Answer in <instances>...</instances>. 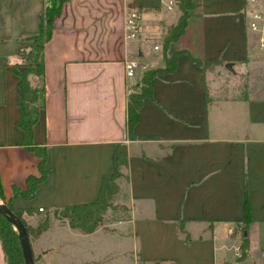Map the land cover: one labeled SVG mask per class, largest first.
I'll return each instance as SVG.
<instances>
[{
	"label": "crops",
	"instance_id": "crops-1",
	"mask_svg": "<svg viewBox=\"0 0 264 264\" xmlns=\"http://www.w3.org/2000/svg\"><path fill=\"white\" fill-rule=\"evenodd\" d=\"M192 1L185 33L166 53L182 52L177 67L153 79L135 139L128 130L125 60L142 53L137 84L145 71L165 67L162 40L182 11H169L166 0L65 1L44 50L46 105L34 126L35 143L47 147L48 174L27 200L13 188L25 189L30 175H40V158L23 145L15 66L21 42L40 31L47 0H0L4 201L49 216V229L59 223L71 235L65 246L51 247L62 259L43 264H232L229 248L242 244L243 235L248 246L241 264H264V62L247 27L253 7L247 0ZM128 6L141 14V37L129 44ZM152 40L153 51H146ZM192 57L219 60L220 77L238 75L235 89L208 83V69ZM121 143L128 168L119 193L126 191L128 216L92 233L57 217L55 210L65 205L97 200ZM0 264H7L1 240Z\"/></svg>",
	"mask_w": 264,
	"mask_h": 264
},
{
	"label": "trees",
	"instance_id": "trees-1",
	"mask_svg": "<svg viewBox=\"0 0 264 264\" xmlns=\"http://www.w3.org/2000/svg\"><path fill=\"white\" fill-rule=\"evenodd\" d=\"M67 0H51V4L47 5L44 13L41 15L39 33L26 38L17 49V56L29 61V68L20 71L15 66V73L19 76V111L20 119L18 126L24 132L23 145L35 152L40 158L39 170L40 175H30L27 179V186L21 189L14 186V196H21L30 200L35 197L37 188L41 182L47 178V157L48 151L46 146L35 143L34 126L39 120L40 110L46 105V84H45V60L44 50L47 42L51 39L55 28V18L61 13L62 6ZM178 7L182 14L178 22L169 30L163 40V48L165 52L166 66L163 68L145 71L143 81L134 86L129 93L128 100V130L130 139H135V126L140 119V109L144 100L153 95V79L158 74L173 72L178 63L179 55L182 52L174 53L168 56L167 50L172 42L177 41L187 28L190 18V11L195 7L192 0H178ZM27 44L29 52H23V45ZM192 60L199 65L202 70H206L209 64H219V60H202L192 57ZM32 77L41 79V84L34 86ZM128 168V150L127 144H119L113 155V172L110 176L103 179L100 187L99 196L94 202L79 203L73 205H65L55 210V215L60 219L68 221L73 228H79L85 233L94 232L99 226L104 224L105 214L112 208L115 196L120 191L119 181L127 177L126 170ZM0 200H5L4 188L0 180ZM11 209L21 218L27 226L30 237H39L50 227V217L39 223L36 227L27 223L25 214L33 211L32 208L21 209L13 204V199L7 203ZM59 209L62 211L59 213ZM251 221V211L249 204H246L244 224L248 226ZM0 240L5 253L7 264H25V257L18 231L13 224L0 212ZM242 245L247 248L248 239L243 235Z\"/></svg>",
	"mask_w": 264,
	"mask_h": 264
},
{
	"label": "rangeland",
	"instance_id": "rangeland-1",
	"mask_svg": "<svg viewBox=\"0 0 264 264\" xmlns=\"http://www.w3.org/2000/svg\"><path fill=\"white\" fill-rule=\"evenodd\" d=\"M251 36H254V35L251 33ZM154 43L155 42L152 40L150 42V44H146L145 50L146 51H150V50L153 51ZM29 50H30L29 47L25 43L23 45V52L25 54H27L29 52ZM19 61H20V63L17 64V67L18 66L22 67V69L24 71L29 68V61H27L24 58H19ZM216 65L217 64H209L207 66V68H206V70L208 69L206 71L207 82L212 84L213 86L220 84L222 86L221 89H227V90H229V92H231L233 89H235L236 83L238 84V75H232L233 77L231 80L220 77L218 75V73L216 72V69H215ZM233 72H234V70H233ZM32 79L34 81V83H33L34 86H38L41 84V79H38L37 77H32ZM239 80H241L240 81L241 82L240 87L243 88L244 78H241ZM142 81H143V79L140 80V82H142ZM226 86L228 88H226ZM212 92H214V91H212ZM121 182L124 183V178L122 179ZM124 189H126L125 186H124ZM124 193H126V191H124ZM124 193L123 192L118 193L115 196V199L113 201L114 206L112 208H110L107 211V213L105 214L104 222L106 221L107 223H112L115 220L125 219L128 216V214H129L128 209H127L126 205L123 204V202H124L123 199L126 195ZM0 201L7 204V202H5L3 200H0ZM58 212L61 213L62 211L59 209ZM46 213H49V211L47 210ZM46 217H47V215H45V214L37 216V215H35L34 211H32L31 214L30 213L25 214V218H26L27 223L31 226H34V227H36L39 223H41L43 220H45ZM50 222H51V218H50ZM118 227H123V225H118ZM67 229H68L67 226L59 224V223H55L51 229L44 232V234L42 233L39 237H34V236L31 237V243H32L33 251H34L36 264H43V262H45V260L56 263V262H58L59 258L62 259L61 252H58V251L52 249L51 247H53L54 245L65 246L66 243L69 242L68 238L70 239L71 235L68 233ZM240 233H242V231H240ZM44 245H47L46 249L43 247ZM49 249H52V251ZM45 255H47L46 258L44 257Z\"/></svg>",
	"mask_w": 264,
	"mask_h": 264
},
{
	"label": "built area",
	"instance_id": "built-area-1",
	"mask_svg": "<svg viewBox=\"0 0 264 264\" xmlns=\"http://www.w3.org/2000/svg\"><path fill=\"white\" fill-rule=\"evenodd\" d=\"M126 3H131L132 0H125ZM251 3L253 10H251L248 19L247 27L250 32L256 36L257 51L259 58L264 62V0H247ZM51 4V0H47V5ZM166 7L169 11H173L178 6V0H166ZM141 37V14L132 6L127 7L125 15V39L126 42L132 43ZM159 46H155L158 50ZM143 62L141 57H129L125 60V77L128 83L129 93L134 89L137 84V73L142 68ZM39 210L44 211L43 207ZM233 250L234 259L232 264H241L246 255V248L240 243L233 245L229 248Z\"/></svg>",
	"mask_w": 264,
	"mask_h": 264
},
{
	"label": "water",
	"instance_id": "water-1",
	"mask_svg": "<svg viewBox=\"0 0 264 264\" xmlns=\"http://www.w3.org/2000/svg\"><path fill=\"white\" fill-rule=\"evenodd\" d=\"M140 57H142V53H140ZM227 67L232 69V64L228 63ZM0 212L6 216V218L18 231L24 252L25 264H36L31 237L29 235L27 226L23 223L21 218L11 209V207L8 204L3 203L2 201H0Z\"/></svg>",
	"mask_w": 264,
	"mask_h": 264
}]
</instances>
